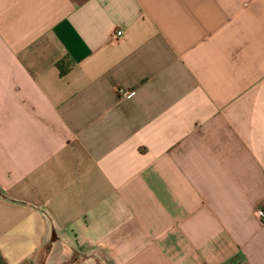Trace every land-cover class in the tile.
<instances>
[{"label": "crops", "instance_id": "1", "mask_svg": "<svg viewBox=\"0 0 264 264\" xmlns=\"http://www.w3.org/2000/svg\"><path fill=\"white\" fill-rule=\"evenodd\" d=\"M0 189V264H264V0H0Z\"/></svg>", "mask_w": 264, "mask_h": 264}, {"label": "built area", "instance_id": "2", "mask_svg": "<svg viewBox=\"0 0 264 264\" xmlns=\"http://www.w3.org/2000/svg\"><path fill=\"white\" fill-rule=\"evenodd\" d=\"M121 34H122V32L119 31V32H117L116 35L121 36ZM132 95H133V92H123L122 93L123 97H131ZM257 215L262 221H264V205H262L260 208H258Z\"/></svg>", "mask_w": 264, "mask_h": 264}, {"label": "trees", "instance_id": "3", "mask_svg": "<svg viewBox=\"0 0 264 264\" xmlns=\"http://www.w3.org/2000/svg\"><path fill=\"white\" fill-rule=\"evenodd\" d=\"M58 65L60 66V69H61V73L62 74H65L66 73V71H67V69L65 68H63V67H61V65H60V63H58ZM0 195H3V191L0 189Z\"/></svg>", "mask_w": 264, "mask_h": 264}]
</instances>
